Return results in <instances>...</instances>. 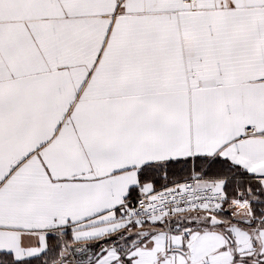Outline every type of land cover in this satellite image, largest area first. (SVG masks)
Segmentation results:
<instances>
[{"label": "snow or ice", "instance_id": "snow-or-ice-1", "mask_svg": "<svg viewBox=\"0 0 264 264\" xmlns=\"http://www.w3.org/2000/svg\"><path fill=\"white\" fill-rule=\"evenodd\" d=\"M0 264H264V0H0Z\"/></svg>", "mask_w": 264, "mask_h": 264}]
</instances>
